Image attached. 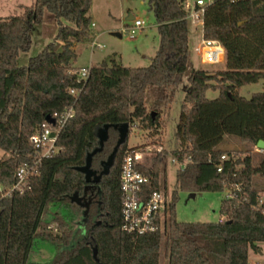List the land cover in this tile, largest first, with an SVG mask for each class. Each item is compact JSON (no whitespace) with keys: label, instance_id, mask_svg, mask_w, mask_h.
Wrapping results in <instances>:
<instances>
[{"label":"trees","instance_id":"trees-1","mask_svg":"<svg viewBox=\"0 0 264 264\" xmlns=\"http://www.w3.org/2000/svg\"><path fill=\"white\" fill-rule=\"evenodd\" d=\"M92 0H35L21 14L0 16V264H30L37 240L50 242L56 256L46 264H250L249 250L264 241V150L258 161L241 149H223L226 135L256 146L264 141V91L247 98L242 86L264 79V0H214L206 7L203 35L225 48V68L191 66L185 0H148L160 41L151 63L125 66L114 59L92 64L85 83L73 65L78 43L94 34L89 15ZM53 14L55 44L45 46L26 65L20 52L31 43L34 24ZM187 78L172 152L176 174L167 215L158 230L139 234L123 229L120 175L125 156L153 147L136 167L149 181L147 197L165 189L161 114L169 108ZM72 89H82L77 95ZM208 90L218 96L208 98ZM74 107L61 130L55 155L36 162L31 135L48 115ZM106 124H126L125 140L111 128L100 143L97 131ZM147 134L144 144L130 147L131 128ZM97 181L78 168L91 154L93 170L114 152ZM222 156H225L222 159ZM36 164L25 189L5 194L23 165ZM221 168V170H218ZM94 184L91 190L89 185ZM216 222H183L176 217L178 192H224ZM57 225V232L52 225ZM97 253L94 255V249Z\"/></svg>","mask_w":264,"mask_h":264},{"label":"rangeland","instance_id":"rangeland-1","mask_svg":"<svg viewBox=\"0 0 264 264\" xmlns=\"http://www.w3.org/2000/svg\"><path fill=\"white\" fill-rule=\"evenodd\" d=\"M194 0H185L186 9L188 3ZM35 0H0V16L21 14L24 6H30ZM91 16L90 28L94 35H97V42L104 44L103 48H96L92 51L89 47L90 41L78 43L75 46L77 54L73 65L85 67L91 63H96L102 59H114L125 66L145 67L151 63V58L155 55L160 41V36L153 13L148 8V0H92L89 11ZM144 21V29L135 37H131L125 31V27L132 23L130 16ZM189 23V48L191 66L196 69H222L225 68V61L216 64H209L202 61L201 56L196 52L202 29L196 27L191 20ZM57 30L56 19L53 14H48L41 24H34L31 30V43L27 51L20 52L18 64L26 65L29 59L37 55L45 46L54 43L55 49L62 46L61 41L55 40ZM187 78L184 77L178 86L174 98L169 108L162 112L160 132L163 147V157L165 162V191L171 198V193L176 188V174L180 167L179 163L173 161L172 152L179 148L180 143L176 136L177 126L180 119L181 103L185 94ZM264 91V79L257 83L244 85L240 88L239 94L244 97H251L254 92ZM218 91L208 90L206 96L215 98ZM120 138V137H119ZM147 134L137 127L131 128L128 135V145L138 146L146 142ZM223 149H241L244 153L253 154L258 161L263 150L257 146L241 143L235 136L226 135L220 144ZM4 152L0 149V158ZM100 172L94 173V180H97ZM255 180L259 185L264 186L262 178L256 176ZM94 184L88 188L94 189ZM189 192L179 191L176 203V217L183 222H216L221 218V201L224 192H199L194 198H189ZM52 231L57 232V225H52ZM255 249L249 250L250 264H264V241L258 242ZM56 256V248L48 241L37 240L31 254L30 264H46ZM167 260L162 258L161 264H167Z\"/></svg>","mask_w":264,"mask_h":264},{"label":"built area","instance_id":"built-area-1","mask_svg":"<svg viewBox=\"0 0 264 264\" xmlns=\"http://www.w3.org/2000/svg\"><path fill=\"white\" fill-rule=\"evenodd\" d=\"M214 0H194L193 3L187 4V18L196 26L202 29V36L195 47L196 52L201 56L205 63L216 64L225 60V48L214 39H207L203 35L204 14L206 7ZM186 8V7H185ZM132 23L125 27V31L131 37H135L144 29V21L133 17ZM89 47L92 51L96 48H103L104 44L98 43L97 38H94ZM91 65L81 67L78 72V82L85 83L87 80ZM82 89H72L71 94L77 96ZM74 115V107H67L61 112H54L51 116L55 122L51 123L45 120L36 131L31 135L30 141L36 151V162L41 159L51 157L58 151L57 140L61 130ZM153 150L151 145H146L129 152L125 158L120 175V187L122 192V213H123V229L128 232H136L139 234L153 232L159 229L162 225L170 203V197L164 189L153 190L147 197L143 195V188L149 181L147 175L142 173L136 165L142 163L145 157ZM157 152L163 153L162 145L156 147ZM225 156H222L224 159ZM174 161V160H173ZM186 162L180 163V167H184ZM36 164H25L17 171V181L11 189L5 192L10 194L13 190L22 192L27 183L28 178L34 174ZM218 170H221L219 168ZM4 189L0 184V193ZM226 196H232L229 190H226Z\"/></svg>","mask_w":264,"mask_h":264},{"label":"water","instance_id":"water-1","mask_svg":"<svg viewBox=\"0 0 264 264\" xmlns=\"http://www.w3.org/2000/svg\"><path fill=\"white\" fill-rule=\"evenodd\" d=\"M130 18L132 19L133 16H130ZM54 50H56L55 47H54ZM46 120L49 121V122H51V123H54L55 122V120L50 115H48L46 117ZM111 128L117 130L118 133H119V137L120 138L118 140V143H120L123 140H125V138L127 136V133H128V130H129V128H128V126L126 124H106V125L100 127L98 129V131H97V135H98V137L100 139V143L101 144H103V142H105L108 139L109 130ZM256 146L259 149L264 150V141L263 140H259ZM114 153H115V150L110 155V157L108 158V160L103 163V171L99 174L98 179L100 178V176H101L102 173H104V172L107 171L109 165L112 162ZM91 160H92V156L90 154L89 157L87 158L86 164L84 166L78 168L80 171L86 173L88 180H92V177H93L94 173L98 172V171L92 169V167H91ZM97 180H94V178H93V181H97ZM195 196H196V193L195 192H191L189 194V198H194ZM96 253H97V250L95 248L94 249V255H96Z\"/></svg>","mask_w":264,"mask_h":264},{"label":"crops","instance_id":"crops-1","mask_svg":"<svg viewBox=\"0 0 264 264\" xmlns=\"http://www.w3.org/2000/svg\"><path fill=\"white\" fill-rule=\"evenodd\" d=\"M131 16H133V15H131ZM94 38H97V35H94ZM104 59H102V60H99V61H97L96 63H91V64H97V63H100L101 61H103ZM225 61V60H224ZM197 194V193H196Z\"/></svg>","mask_w":264,"mask_h":264}]
</instances>
